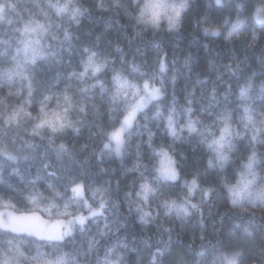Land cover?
<instances>
[{
    "label": "clouds",
    "instance_id": "1",
    "mask_svg": "<svg viewBox=\"0 0 264 264\" xmlns=\"http://www.w3.org/2000/svg\"><path fill=\"white\" fill-rule=\"evenodd\" d=\"M0 264H264V0H0Z\"/></svg>",
    "mask_w": 264,
    "mask_h": 264
}]
</instances>
